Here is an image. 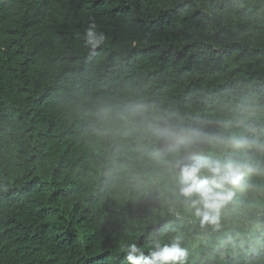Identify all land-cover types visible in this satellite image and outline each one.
Here are the masks:
<instances>
[{
	"label": "trees",
	"instance_id": "obj_1",
	"mask_svg": "<svg viewBox=\"0 0 264 264\" xmlns=\"http://www.w3.org/2000/svg\"><path fill=\"white\" fill-rule=\"evenodd\" d=\"M178 161L241 166L215 222ZM176 240L183 264H264V0H0V264Z\"/></svg>",
	"mask_w": 264,
	"mask_h": 264
},
{
	"label": "clouds",
	"instance_id": "obj_2",
	"mask_svg": "<svg viewBox=\"0 0 264 264\" xmlns=\"http://www.w3.org/2000/svg\"><path fill=\"white\" fill-rule=\"evenodd\" d=\"M86 45L92 50L104 43L105 37L102 33L96 30V25L91 24L84 33ZM97 55L93 60H96ZM99 61V60H97ZM187 144L195 145L199 140L208 139V137L194 129L182 130ZM165 140H171L173 134L165 133ZM180 181L181 193L185 197H191L192 194L198 193L199 199L192 201V207L195 210V215L202 217V221L215 222L217 217L215 213L222 206L223 202L230 199L231 193L227 195L217 192L214 189H222L225 184H237L243 176L240 171V165H233L231 163L222 164L216 162H201L198 161L194 164H181ZM201 169H207L212 173V179L197 180V173ZM192 181V183H189ZM211 183V186H209ZM202 205V207L198 206ZM123 253L128 264H183V260L187 253L179 246V241L176 240L171 244L160 245L157 244L151 252L145 254V251L138 247L136 243H128L123 248Z\"/></svg>",
	"mask_w": 264,
	"mask_h": 264
}]
</instances>
